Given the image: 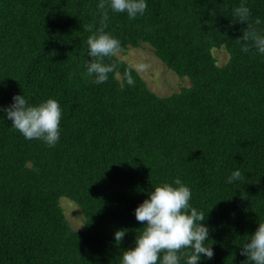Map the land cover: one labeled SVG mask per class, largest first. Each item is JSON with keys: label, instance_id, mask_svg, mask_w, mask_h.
Returning <instances> with one entry per match:
<instances>
[{"label": "trees", "instance_id": "trees-1", "mask_svg": "<svg viewBox=\"0 0 264 264\" xmlns=\"http://www.w3.org/2000/svg\"><path fill=\"white\" fill-rule=\"evenodd\" d=\"M99 3L0 0V264H121L145 226L135 209L176 178L209 229L214 256L198 264H247L240 247L264 222V55L241 51L247 24L234 9L247 6L264 35V0H146L135 20L109 9L105 31L122 50L148 44L191 80L165 96L119 56L104 60L119 76L95 84L83 75L92 59L84 25L99 26ZM215 49L229 54L224 64ZM14 95L58 101L55 147L11 127L3 109ZM236 170L242 179L228 183ZM62 197L80 208L81 227Z\"/></svg>", "mask_w": 264, "mask_h": 264}, {"label": "clouds", "instance_id": "clouds-1", "mask_svg": "<svg viewBox=\"0 0 264 264\" xmlns=\"http://www.w3.org/2000/svg\"><path fill=\"white\" fill-rule=\"evenodd\" d=\"M100 20L99 26L84 25V30L92 34L87 38V55L92 59L86 64L83 74L95 84H103L109 79L110 73L117 72L116 63H104L105 58L117 57L122 52L121 41L105 31L109 22V9L114 13H126L129 20L143 16L147 10L146 0H100L97 5ZM215 9L210 15L215 16ZM236 22L247 24L243 29L241 51L249 52L252 48L264 55V35L261 34V20L251 21L250 9L243 3L234 9ZM149 65L137 63L133 66L139 74L146 72ZM132 69H126L124 79L129 86L135 85L131 75ZM13 103L3 109L7 119L12 121L11 127L23 135L26 140H40L49 147H55L60 139V122L62 110L57 100L49 98L38 106H31L24 95H14ZM242 179L239 170L228 177V183ZM176 187L164 183L156 186L135 209L137 222L145 225L136 236V246L125 250L121 264H181L183 258L186 264H198L203 255L207 259L214 256L211 246H206L209 240V229L201 222L205 220L202 211L191 207L192 193L179 178L174 181ZM127 229L114 233L119 244ZM241 255L251 264H264V222H260L257 230L243 244Z\"/></svg>", "mask_w": 264, "mask_h": 264}, {"label": "rangeland", "instance_id": "rangeland-1", "mask_svg": "<svg viewBox=\"0 0 264 264\" xmlns=\"http://www.w3.org/2000/svg\"><path fill=\"white\" fill-rule=\"evenodd\" d=\"M215 56L220 64H224L229 59V54L225 49H215ZM129 62L132 66L137 63H145L150 67L146 72L140 73L147 81L149 87L160 96L170 95L178 92L183 87L191 83L189 77H182L175 71L169 69L166 64L159 59L153 49L148 44L141 47H130L118 55ZM61 204L65 210L67 218L76 227L83 225V217L80 208L67 197L61 198Z\"/></svg>", "mask_w": 264, "mask_h": 264}]
</instances>
